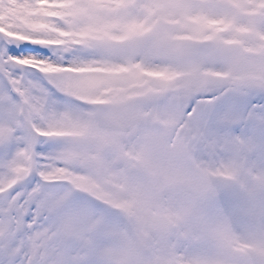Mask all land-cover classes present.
I'll use <instances>...</instances> for the list:
<instances>
[{
  "label": "rangeland",
  "instance_id": "1",
  "mask_svg": "<svg viewBox=\"0 0 264 264\" xmlns=\"http://www.w3.org/2000/svg\"><path fill=\"white\" fill-rule=\"evenodd\" d=\"M0 34L42 58L13 179L55 225L0 215V264H264V0H0Z\"/></svg>",
  "mask_w": 264,
  "mask_h": 264
},
{
  "label": "snow or ice",
  "instance_id": "2",
  "mask_svg": "<svg viewBox=\"0 0 264 264\" xmlns=\"http://www.w3.org/2000/svg\"><path fill=\"white\" fill-rule=\"evenodd\" d=\"M22 44L33 45L31 41H23L17 42L15 46L19 47ZM34 46H39L41 50L47 49L43 45ZM25 59L39 60L42 58L36 55H11L7 45L4 50H0V79L4 81L3 88L0 90V109H2L0 124L9 129L6 138L0 143V153L3 154L0 158V172L12 179V184L9 185L7 191L0 185V194H2L0 198L4 201L0 215L8 220L10 227L14 225L18 233L30 234L29 240H36L42 234L53 235L55 225L51 221L52 214L42 196L39 194L35 197L32 196L33 193L39 192L41 184L36 183L29 190L28 184L31 183V178L18 185L13 179L15 174L21 171L15 167L18 158L24 152L34 151V145L30 144L25 136L26 118L31 105L35 102L33 99L36 95L34 83H41L28 79V70L37 71L36 69L30 68L26 64L17 63V61ZM42 156L43 153L34 154L33 158L37 161L34 176L43 172L38 162V158H42ZM18 186L22 188L21 191L16 190ZM25 264H92V262L59 260L55 255H37L30 257Z\"/></svg>",
  "mask_w": 264,
  "mask_h": 264
},
{
  "label": "bare ground",
  "instance_id": "3",
  "mask_svg": "<svg viewBox=\"0 0 264 264\" xmlns=\"http://www.w3.org/2000/svg\"><path fill=\"white\" fill-rule=\"evenodd\" d=\"M190 49L191 48H188V51ZM162 63H163V60L162 59H157L153 63H151L148 66H146V69L153 73L154 70H155V67H157L158 65H161ZM103 64H104V62H103ZM170 65H172L174 67V61H171L170 62Z\"/></svg>",
  "mask_w": 264,
  "mask_h": 264
},
{
  "label": "water",
  "instance_id": "4",
  "mask_svg": "<svg viewBox=\"0 0 264 264\" xmlns=\"http://www.w3.org/2000/svg\"><path fill=\"white\" fill-rule=\"evenodd\" d=\"M194 52H189L188 54H187V57H186V59L188 60V61H190L192 58H193V56H194ZM3 142V138L0 136V143H2Z\"/></svg>",
  "mask_w": 264,
  "mask_h": 264
}]
</instances>
